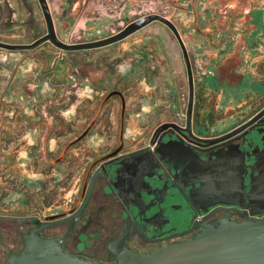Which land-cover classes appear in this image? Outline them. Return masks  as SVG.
<instances>
[{
  "label": "flooded vegetation",
  "instance_id": "af4514ba",
  "mask_svg": "<svg viewBox=\"0 0 264 264\" xmlns=\"http://www.w3.org/2000/svg\"><path fill=\"white\" fill-rule=\"evenodd\" d=\"M226 217L264 218V0H0V264Z\"/></svg>",
  "mask_w": 264,
  "mask_h": 264
},
{
  "label": "water",
  "instance_id": "95a60500",
  "mask_svg": "<svg viewBox=\"0 0 264 264\" xmlns=\"http://www.w3.org/2000/svg\"><path fill=\"white\" fill-rule=\"evenodd\" d=\"M6 264H94L65 253L61 246L32 233L20 256ZM118 264H264V218L244 222L228 217L202 225L182 243L148 254L127 251Z\"/></svg>",
  "mask_w": 264,
  "mask_h": 264
},
{
  "label": "rangeland",
  "instance_id": "374dc122",
  "mask_svg": "<svg viewBox=\"0 0 264 264\" xmlns=\"http://www.w3.org/2000/svg\"><path fill=\"white\" fill-rule=\"evenodd\" d=\"M142 82L141 80L139 81V83ZM141 92H138L136 90H133L132 94H131V100H135L138 98V95L140 94ZM94 111L92 110L91 113H93ZM91 115V114H90ZM50 117V115L48 114V116H46L44 113H43V109H40V118L38 119V122H40L42 124V126H44L43 128H45L47 125L49 126V121H48V118ZM81 128H79L80 130Z\"/></svg>",
  "mask_w": 264,
  "mask_h": 264
}]
</instances>
